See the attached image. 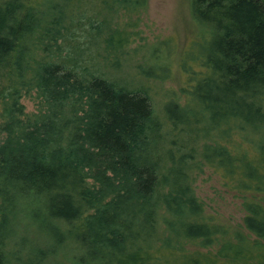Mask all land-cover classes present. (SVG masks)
<instances>
[{"label":"trees","instance_id":"1","mask_svg":"<svg viewBox=\"0 0 264 264\" xmlns=\"http://www.w3.org/2000/svg\"><path fill=\"white\" fill-rule=\"evenodd\" d=\"M148 2L0 0V264H264V0H192L202 53L162 119L165 74L132 48ZM206 169L236 227L198 197Z\"/></svg>","mask_w":264,"mask_h":264},{"label":"rangeland","instance_id":"2","mask_svg":"<svg viewBox=\"0 0 264 264\" xmlns=\"http://www.w3.org/2000/svg\"><path fill=\"white\" fill-rule=\"evenodd\" d=\"M138 31L141 34L132 48L142 47V55L146 56L144 65L148 67L154 63L165 74L163 80L148 81L153 106L162 119L165 117L166 103L171 98L175 100L182 98L181 103L185 101L182 90L188 86V76L183 72L182 65L183 61L188 59V53L195 58L202 53V45H199L203 43L202 28L193 20L192 0H149ZM155 54L158 58L157 63H155L157 61ZM166 65L169 68L167 78ZM121 74L124 77L120 75L113 77L125 79L127 76L128 82L125 80L124 84L131 82L134 88L141 85V79L136 71L125 68ZM20 104L24 108L25 115H35L41 109L34 91L23 92ZM1 113L0 106V126L4 123ZM185 136L182 134L177 138L184 140ZM4 138L5 135L0 127V143ZM196 179L197 195L207 205L208 212L217 216L223 224L233 227L239 225L244 217L240 207V195L230 190L219 175L210 169H206L200 176L197 175ZM28 236L30 237V234ZM34 243L38 242L34 241ZM58 259L61 264H72L65 257L59 256Z\"/></svg>","mask_w":264,"mask_h":264}]
</instances>
